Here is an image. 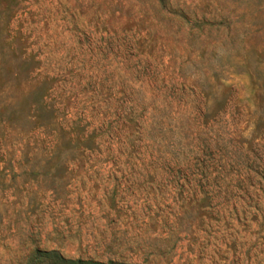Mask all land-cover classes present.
I'll list each match as a JSON object with an SVG mask.
<instances>
[{"label":"rangeland","instance_id":"obj_1","mask_svg":"<svg viewBox=\"0 0 264 264\" xmlns=\"http://www.w3.org/2000/svg\"><path fill=\"white\" fill-rule=\"evenodd\" d=\"M264 264V0H0V264Z\"/></svg>","mask_w":264,"mask_h":264},{"label":"trees","instance_id":"obj_2","mask_svg":"<svg viewBox=\"0 0 264 264\" xmlns=\"http://www.w3.org/2000/svg\"><path fill=\"white\" fill-rule=\"evenodd\" d=\"M48 255L53 258L54 264H115L112 260L107 262L97 260H83L81 258H67L63 257L56 250L47 251Z\"/></svg>","mask_w":264,"mask_h":264}]
</instances>
